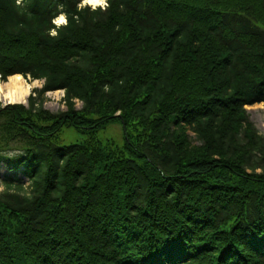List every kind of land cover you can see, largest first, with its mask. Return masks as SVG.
I'll list each match as a JSON object with an SVG mask.
<instances>
[{"label": "trees", "instance_id": "obj_1", "mask_svg": "<svg viewBox=\"0 0 264 264\" xmlns=\"http://www.w3.org/2000/svg\"><path fill=\"white\" fill-rule=\"evenodd\" d=\"M78 3L0 0V73L48 77L39 110L0 109V163L29 182L0 194V264H264V135L245 109L264 103V0ZM65 88L66 111L44 109ZM114 123L121 147L94 139ZM64 127L90 138L59 146Z\"/></svg>", "mask_w": 264, "mask_h": 264}, {"label": "clouds", "instance_id": "obj_2", "mask_svg": "<svg viewBox=\"0 0 264 264\" xmlns=\"http://www.w3.org/2000/svg\"><path fill=\"white\" fill-rule=\"evenodd\" d=\"M21 0H16L17 4H20ZM62 5L58 7L59 14L51 19L53 27L48 29V36L53 39H58L60 36V30L67 29L69 27L68 14L62 10ZM111 7L109 0H80L77 4V10H83L89 8L91 12L95 13L97 10L101 12H107ZM74 20L79 22V17L74 16ZM48 83L47 76L33 77L31 72H14L9 74L6 78L0 73V109L7 108L9 106H30V98L35 100L33 111L41 108V102L37 97L39 93L43 91ZM108 90L107 85L105 91ZM68 89L49 90L44 92L45 106H47V98H54L60 100L67 97ZM72 102L76 107L83 105V101L78 97L73 96ZM66 104V101H65ZM61 104V108L65 106ZM259 172L260 169H257Z\"/></svg>", "mask_w": 264, "mask_h": 264}, {"label": "rangeland", "instance_id": "obj_3", "mask_svg": "<svg viewBox=\"0 0 264 264\" xmlns=\"http://www.w3.org/2000/svg\"><path fill=\"white\" fill-rule=\"evenodd\" d=\"M48 103L44 109L50 111L51 113H62L66 111V107L61 108V104L63 103V98L60 100H55L54 98H47ZM81 107V106H80ZM77 107V108H80ZM247 113L249 115V119L257 129L258 133L264 135V103L255 104L252 106H246ZM4 124V119L0 118V133L2 132V126ZM193 142L196 144L197 141L195 137L189 133ZM89 134H81L76 131L72 127H64L59 132V136L56 140V143L59 146H66L70 144H78L87 140ZM94 139L102 145H105L107 142H113L117 146H122L123 140V132L119 124H109L105 129L99 130L95 135ZM16 145L14 143L10 144V148H14ZM18 153L17 151H11L8 155L13 156ZM7 184L11 185V189H15L18 185H22L23 187H28L29 182L28 179L21 173L17 172L14 174L13 169L6 166L3 163H0V194L3 193L6 189Z\"/></svg>", "mask_w": 264, "mask_h": 264}, {"label": "bare ground", "instance_id": "obj_4", "mask_svg": "<svg viewBox=\"0 0 264 264\" xmlns=\"http://www.w3.org/2000/svg\"><path fill=\"white\" fill-rule=\"evenodd\" d=\"M110 143H113V142H110ZM114 144V143H113ZM115 146H117V145H115ZM118 147H121V146H118ZM14 174H15V172H14Z\"/></svg>", "mask_w": 264, "mask_h": 264}]
</instances>
